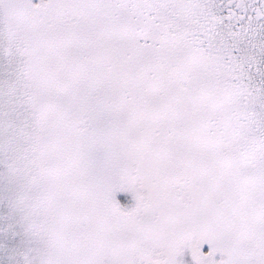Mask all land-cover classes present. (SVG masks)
Here are the masks:
<instances>
[{
  "label": "snow or ice",
  "instance_id": "6c2138e0",
  "mask_svg": "<svg viewBox=\"0 0 264 264\" xmlns=\"http://www.w3.org/2000/svg\"><path fill=\"white\" fill-rule=\"evenodd\" d=\"M0 264H264V0H0Z\"/></svg>",
  "mask_w": 264,
  "mask_h": 264
}]
</instances>
